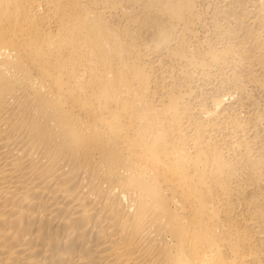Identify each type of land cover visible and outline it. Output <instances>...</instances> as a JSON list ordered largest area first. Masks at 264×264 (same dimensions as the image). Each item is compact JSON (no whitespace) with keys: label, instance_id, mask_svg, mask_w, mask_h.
I'll return each mask as SVG.
<instances>
[{"label":"bare ground","instance_id":"obj_1","mask_svg":"<svg viewBox=\"0 0 264 264\" xmlns=\"http://www.w3.org/2000/svg\"><path fill=\"white\" fill-rule=\"evenodd\" d=\"M0 264H264V0H0Z\"/></svg>","mask_w":264,"mask_h":264}]
</instances>
